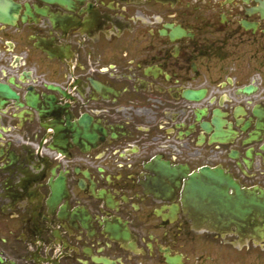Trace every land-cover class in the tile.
Returning <instances> with one entry per match:
<instances>
[{
  "label": "flooded vegetation",
  "instance_id": "flooded-vegetation-1",
  "mask_svg": "<svg viewBox=\"0 0 264 264\" xmlns=\"http://www.w3.org/2000/svg\"><path fill=\"white\" fill-rule=\"evenodd\" d=\"M10 1L0 264H264V0Z\"/></svg>",
  "mask_w": 264,
  "mask_h": 264
},
{
  "label": "water",
  "instance_id": "water-1",
  "mask_svg": "<svg viewBox=\"0 0 264 264\" xmlns=\"http://www.w3.org/2000/svg\"><path fill=\"white\" fill-rule=\"evenodd\" d=\"M17 13L16 5L10 0H0V20L5 23L10 22L13 15ZM0 99L10 100V94L0 91Z\"/></svg>",
  "mask_w": 264,
  "mask_h": 264
}]
</instances>
